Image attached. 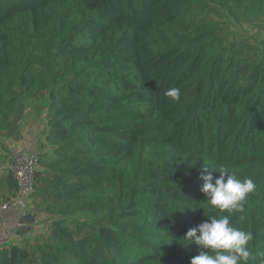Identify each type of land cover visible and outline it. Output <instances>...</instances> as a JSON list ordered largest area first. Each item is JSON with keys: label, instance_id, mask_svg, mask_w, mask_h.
Wrapping results in <instances>:
<instances>
[{"label": "trees", "instance_id": "trees-1", "mask_svg": "<svg viewBox=\"0 0 264 264\" xmlns=\"http://www.w3.org/2000/svg\"><path fill=\"white\" fill-rule=\"evenodd\" d=\"M240 16L264 0H0V139L46 98L30 203L48 220L0 264H190L186 232L225 215L264 264V37L233 39ZM220 166L256 184L243 213L201 191ZM18 188L0 175L1 201Z\"/></svg>", "mask_w": 264, "mask_h": 264}, {"label": "clouds", "instance_id": "clouds-1", "mask_svg": "<svg viewBox=\"0 0 264 264\" xmlns=\"http://www.w3.org/2000/svg\"><path fill=\"white\" fill-rule=\"evenodd\" d=\"M165 94L174 102L180 100L178 88H171ZM213 170L219 173L218 178L211 172L202 175L201 191L206 200L220 212L243 213L249 194L256 190L253 179H238L226 166ZM184 238L198 246V254L191 258L190 264H248L252 258L253 234L233 226L228 215L208 218L190 228Z\"/></svg>", "mask_w": 264, "mask_h": 264}, {"label": "rangeland", "instance_id": "rangeland-1", "mask_svg": "<svg viewBox=\"0 0 264 264\" xmlns=\"http://www.w3.org/2000/svg\"><path fill=\"white\" fill-rule=\"evenodd\" d=\"M224 29L228 31L233 39L238 38L242 41L254 43L256 38L264 37V17L243 18L240 16L235 19H226ZM46 104L47 100L44 96L24 98V113L23 118L18 123V129L13 135L0 139V175H3L6 170H10L9 165L18 149L25 147L37 152L39 143L45 142L43 131ZM1 200L2 197L0 196V203L3 202ZM28 212L26 221L28 228L22 230L23 232L15 239L21 244H31L39 234L46 231L48 226L46 216L32 199L31 203L29 202ZM6 213L0 218V231L11 228L13 225L11 222L17 217L15 210H8ZM8 243L6 242L4 245H8Z\"/></svg>", "mask_w": 264, "mask_h": 264}, {"label": "built area", "instance_id": "built-area-1", "mask_svg": "<svg viewBox=\"0 0 264 264\" xmlns=\"http://www.w3.org/2000/svg\"><path fill=\"white\" fill-rule=\"evenodd\" d=\"M37 162V153L29 148L18 149L9 165L10 171L16 177L19 188L14 197L0 203V218L8 210H15L17 217L8 230L0 231V244L5 243L9 236L17 230H27L28 206L33 182V174ZM27 226V227H26Z\"/></svg>", "mask_w": 264, "mask_h": 264}, {"label": "crops", "instance_id": "crops-1", "mask_svg": "<svg viewBox=\"0 0 264 264\" xmlns=\"http://www.w3.org/2000/svg\"><path fill=\"white\" fill-rule=\"evenodd\" d=\"M12 212V211H11ZM9 214H10V212H8ZM4 214H7L6 212L4 213ZM5 220H6V218H5ZM14 223V221L13 222H11V224H13Z\"/></svg>", "mask_w": 264, "mask_h": 264}]
</instances>
